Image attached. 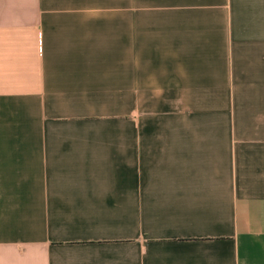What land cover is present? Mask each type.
Returning <instances> with one entry per match:
<instances>
[{"label":"crops","instance_id":"0c3cea01","mask_svg":"<svg viewBox=\"0 0 264 264\" xmlns=\"http://www.w3.org/2000/svg\"><path fill=\"white\" fill-rule=\"evenodd\" d=\"M0 264H264V0H0Z\"/></svg>","mask_w":264,"mask_h":264}]
</instances>
